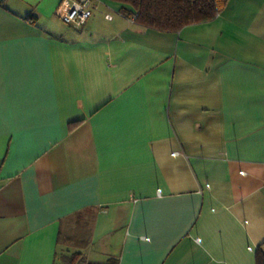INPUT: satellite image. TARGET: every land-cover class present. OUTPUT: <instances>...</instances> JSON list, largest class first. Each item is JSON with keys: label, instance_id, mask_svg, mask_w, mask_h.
<instances>
[{"label": "crops", "instance_id": "obj_1", "mask_svg": "<svg viewBox=\"0 0 264 264\" xmlns=\"http://www.w3.org/2000/svg\"><path fill=\"white\" fill-rule=\"evenodd\" d=\"M59 1L0 0V264H255L264 0L177 31ZM77 213L88 240L61 242Z\"/></svg>", "mask_w": 264, "mask_h": 264}, {"label": "trees", "instance_id": "obj_2", "mask_svg": "<svg viewBox=\"0 0 264 264\" xmlns=\"http://www.w3.org/2000/svg\"><path fill=\"white\" fill-rule=\"evenodd\" d=\"M120 4V11L133 17L136 24L161 31H177L182 27L212 20L225 7L227 0H106ZM83 213H77L71 218L75 224V232L68 239L62 232L61 242L71 241L83 245L88 240V221ZM57 264H116L111 259L100 263L87 261L80 251H72L59 255ZM255 264H264V253L260 249L255 253Z\"/></svg>", "mask_w": 264, "mask_h": 264}, {"label": "built area", "instance_id": "obj_3", "mask_svg": "<svg viewBox=\"0 0 264 264\" xmlns=\"http://www.w3.org/2000/svg\"><path fill=\"white\" fill-rule=\"evenodd\" d=\"M95 9V0H60L56 6L55 15L64 24L82 28ZM105 17L110 18L111 16L106 14Z\"/></svg>", "mask_w": 264, "mask_h": 264}, {"label": "rangeland", "instance_id": "obj_4", "mask_svg": "<svg viewBox=\"0 0 264 264\" xmlns=\"http://www.w3.org/2000/svg\"><path fill=\"white\" fill-rule=\"evenodd\" d=\"M60 23H62L58 18H56ZM63 24V23H62ZM70 251V250H69ZM58 263H59V257H58Z\"/></svg>", "mask_w": 264, "mask_h": 264}]
</instances>
